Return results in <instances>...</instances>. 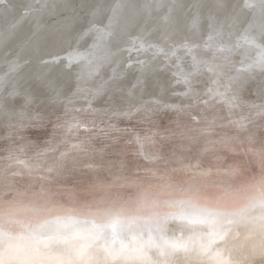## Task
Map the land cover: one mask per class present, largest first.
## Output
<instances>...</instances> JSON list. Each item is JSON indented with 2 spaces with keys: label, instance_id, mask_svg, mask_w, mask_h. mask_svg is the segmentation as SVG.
<instances>
[{
  "label": "snow or ice",
  "instance_id": "snow-or-ice-1",
  "mask_svg": "<svg viewBox=\"0 0 264 264\" xmlns=\"http://www.w3.org/2000/svg\"><path fill=\"white\" fill-rule=\"evenodd\" d=\"M120 7L113 5L105 22L99 19L102 4L90 9L91 19L76 40L91 37L92 43L83 52L69 51L59 80L48 81L49 104L64 110L52 122L45 147L37 148L36 162L20 159L12 148L0 156V264H264V50L250 61L242 59L227 79L224 68L232 62L215 57L203 62L209 74L204 88L198 87V77L205 71L195 58L192 73H173L182 77L175 83L183 84L184 91L172 95L185 102L150 101L175 113L166 127L155 124L156 108L143 102L95 109L109 117L102 121L104 139L97 144L91 136L72 135L81 127L90 130L82 121L69 122V105L123 90L116 81L126 77L115 69L105 78L117 54L110 41ZM214 39L209 33L208 41ZM242 40L254 42L247 36ZM147 48H155L154 55L162 54L166 62L176 55L174 48L146 45L140 37L133 39L130 51ZM58 61L61 57L54 56L43 63ZM74 63L79 67L72 73ZM139 63V75L127 88L129 98L142 97L148 87L145 62ZM17 67L11 63L9 71ZM85 69L87 96L82 95ZM251 83L257 99L245 100ZM34 102L30 94L23 97L16 113L20 127L26 126L25 119L44 127L41 113L28 114ZM241 108L249 114L232 118ZM113 119H135L147 127L141 134L118 127ZM145 144L150 153L144 152ZM252 160L258 172L249 167ZM24 197L29 198L27 219L21 220L13 205ZM11 225L18 230L10 231Z\"/></svg>",
  "mask_w": 264,
  "mask_h": 264
},
{
  "label": "bare ground",
  "instance_id": "bare-ground-1",
  "mask_svg": "<svg viewBox=\"0 0 264 264\" xmlns=\"http://www.w3.org/2000/svg\"><path fill=\"white\" fill-rule=\"evenodd\" d=\"M102 2L105 17L99 18H104V21L100 20L101 22L106 21L113 5H121L119 23L114 26V35L110 41V46L117 54L108 65L105 78L112 69H115L118 76L126 77L116 81L123 90L110 89L104 96H97L95 99L91 96H88V99H74V103L69 105L68 114L70 123L82 121L90 130L86 131L85 127H81L72 135L81 138L91 136L97 144L104 139L101 129L105 127V123L109 122V117L107 113L94 111L95 109L123 108L126 103L143 102L147 107L156 108V114L152 117L155 124L160 128L166 127L175 113L171 110L161 111L159 105H152L150 101L153 98H159L161 101L173 104L185 102L182 97L172 95L173 92L184 91L183 84L175 83L182 77L174 76L173 73L178 70L192 73L193 58L201 61L202 71H205L202 63L213 57L220 62L221 60L231 61L233 64H236L238 59H251L256 53L255 49L243 44L242 36H247L254 41L253 43L259 45L261 47L259 53L264 50V4L259 3L256 8L250 7L248 2L244 4L243 0H102ZM99 3L94 1L92 5ZM90 6H84L80 0H9L6 1V5L0 6V77H5L0 80V156L6 154L5 150L12 148L20 159L36 162L37 148L45 147L44 141L49 138L52 131V122L64 110L63 105L49 104L48 81L59 80L64 65L68 63L64 59L65 53L76 49V46L82 48L92 43L91 37H86L79 43L76 40L77 32L82 31L87 21L91 19L87 14L88 9L93 7ZM24 9L25 12L27 9L35 11L32 14L22 13ZM67 17H74L72 25L66 23ZM194 20L197 21L195 25ZM38 23L41 26L40 31L33 35ZM210 32L216 33L217 38L223 43H230L233 39L241 45L239 48L232 47L228 52L207 48L204 45L206 42L204 38ZM129 37L133 39L140 37L146 45L159 46L166 51L174 48L176 55L170 62H166L162 54L154 55L155 48L130 51L132 45L131 48L128 47L131 43V40H128ZM54 56H61V61L43 63V61H51ZM140 61L145 62L144 75L148 87L142 97L137 93L136 96L129 98L126 95L127 88L131 86L132 79L139 75ZM11 63L18 65L16 71H9ZM165 64H167L166 67ZM78 67L79 65L74 63L72 73H75ZM224 71L227 74L224 78L227 79L236 74L237 68L228 65ZM44 73L48 75L44 76ZM208 75L205 71L202 77H198L202 81L198 85L199 88L209 84ZM82 79L85 86V92L82 95L87 96L86 69ZM254 88L255 83H251L243 93V99L256 100L257 97L253 94ZM29 94L35 97V102L28 114L41 113L45 117L44 127H33L31 124L40 121L30 123L27 119L24 121L25 127L19 126L20 117L16 113L22 108L23 97ZM109 97H111L110 103L105 104L104 101ZM89 101H91V108H89ZM248 114L247 108L236 109L232 118ZM256 121L259 123L258 118ZM111 123L121 128H135L141 134L147 127L142 124L143 128L138 129L140 123L135 119H113ZM72 142H76L75 139ZM21 148L24 150L23 154L19 151ZM150 151L149 146L145 144L144 152L150 153ZM249 167L253 172L259 171V165L254 160L250 161ZM28 203L29 198L24 197L22 201L13 205L14 208L19 209L18 218L21 220L27 219L24 210ZM8 208V205H4L5 212ZM17 230L16 225L10 226V231Z\"/></svg>",
  "mask_w": 264,
  "mask_h": 264
},
{
  "label": "water",
  "instance_id": "water-1",
  "mask_svg": "<svg viewBox=\"0 0 264 264\" xmlns=\"http://www.w3.org/2000/svg\"><path fill=\"white\" fill-rule=\"evenodd\" d=\"M6 1H9V0H0V6H2V5H6ZM61 1H63V0H61ZM81 1V3L83 2V5L84 6H89V5H91V6H93L92 4H93V2L94 1H98V2H100L99 4H102V5H104L103 4V2H102V0H80ZM248 2V5L250 6V7H256L257 8V6H258V4L260 3V5H263L264 4V0H243V3L245 4V3H247ZM90 6V7H91ZM240 6H241V1H240ZM239 6V7H240ZM198 10H200V9H198ZM89 9H88V11H87V14L89 15ZM22 13H26L25 12V9H24V11L22 10ZM199 14V13H198ZM102 17H105L104 15L102 16ZM74 17H67V19H65V21H66V23H68L69 25H72L71 23L73 22L72 21V19H73ZM104 19V18H103ZM103 19H100V20H102V21H104ZM73 20H75V19H73ZM106 20V19H105ZM64 21V22H65ZM76 23V22H75ZM87 26V25H86ZM85 26V27H86ZM213 32H216V31H213ZM213 32H210L214 37H215V39L213 40V41H208V35H209V33H208V35H207V37H203L204 38V40L206 41L205 43H204V45H206L207 46V48L208 47H211V48H215L217 51H221L220 49H221V47H223V51L224 52H228V51H230V49L233 47H236V48H239V46H237V45H241V44H238L236 41H234L233 39L231 40V42L230 43H226V42H222L221 40H219L217 37V34L216 33H213ZM128 40H131V43H132V41H133V37H129L128 38ZM239 40H241V39H239ZM251 41H253V40H251ZM129 44L128 45V47L129 48H131V45H133V43L132 44ZM242 43L243 44H246V45H250V46H252L254 49H255V51L254 52H256L255 54H253V56H252V58L251 59H248V60H252V59H254L255 57H257L258 56V53H259V51H260V49H261V47L259 46V45H257L256 43H244V41L242 40ZM252 44H254V45H252ZM139 46V43H137V47ZM82 47V46H81ZM77 50H83V51H85L87 48H88V46H85V47H82V48H80L79 46H76L75 47ZM78 48H80V49H78ZM72 49H74V48H72ZM72 49H69V50H72ZM82 51V52H83ZM69 52V51H68ZM67 52V53H68ZM67 53H65L64 54V56L65 55H67ZM61 55V54H60ZM61 57V56H60ZM66 57V56H65ZM62 58V57H61ZM244 60H245V62H247L248 60H247V58H244ZM224 60H221V62H223ZM240 61H241V59H238V61H237V63L236 62H234V63H236V64H233V62L232 63H230V64H228V65H233L235 68H237L238 69V66L240 67ZM231 62V61H230ZM76 64V63H75ZM203 65H204V63H202ZM143 128V125L142 124H139V127H138V129H142Z\"/></svg>",
  "mask_w": 264,
  "mask_h": 264
}]
</instances>
